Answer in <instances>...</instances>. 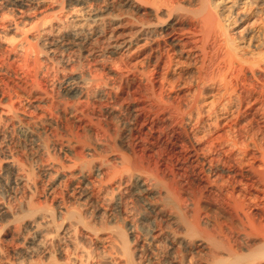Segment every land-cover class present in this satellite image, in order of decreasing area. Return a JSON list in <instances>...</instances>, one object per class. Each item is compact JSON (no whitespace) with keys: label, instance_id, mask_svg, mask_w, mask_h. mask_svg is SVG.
I'll list each match as a JSON object with an SVG mask.
<instances>
[{"label":"rangeland","instance_id":"obj_1","mask_svg":"<svg viewBox=\"0 0 264 264\" xmlns=\"http://www.w3.org/2000/svg\"><path fill=\"white\" fill-rule=\"evenodd\" d=\"M22 1L21 6L0 0V87L6 82L11 86L20 108L18 118L0 113V242L5 257L24 264H264V251L256 252L264 239V95L254 91L252 101L243 104L235 95L232 105L214 64L208 61L207 70L202 68V53L187 56L188 52L182 51L192 44L186 39L176 45L171 30H154L146 40L153 42L140 41L131 51L112 52L106 47L111 33L123 27L134 30L141 21L155 22L151 4L138 9L123 0H85L81 4ZM78 6L102 9L107 18L104 34L91 39L98 46L96 52L86 51L70 36L57 45L49 44L59 30L57 25L67 29L71 24ZM114 16L116 22L109 19ZM41 20L44 30L39 33L32 25ZM188 26L192 23L184 20L175 28L182 32ZM25 33L30 42H23L16 53L8 51V42L19 41ZM24 48L29 52L34 48L42 58L38 72L32 68L31 56L27 62ZM176 60L183 65L175 64ZM176 65L179 67L173 69ZM210 76L218 82L213 83ZM36 79L43 86L42 100L24 87ZM68 79L83 91H68ZM239 83L242 95L251 93L250 81ZM2 92L0 88L1 101L8 102V95ZM225 108L229 112L223 111ZM223 113L226 118L221 119ZM24 129H32L35 136L28 138ZM12 156L25 171L8 168L6 161ZM82 156L83 162H88L83 172L79 165ZM118 169H123L122 178L112 179ZM134 172L148 188L145 195L136 190ZM22 173L28 174V183L20 179ZM95 181L97 186L91 183ZM87 183L90 198L81 195ZM29 208L35 215L41 212L39 216H45L47 224L40 233L22 225L32 218ZM49 211L52 216H47ZM77 214L90 227L73 222ZM124 241H129L128 247ZM27 248L30 257L22 254ZM251 252L249 259L242 256ZM239 257L244 259L239 262Z\"/></svg>","mask_w":264,"mask_h":264},{"label":"bare ground","instance_id":"obj_2","mask_svg":"<svg viewBox=\"0 0 264 264\" xmlns=\"http://www.w3.org/2000/svg\"><path fill=\"white\" fill-rule=\"evenodd\" d=\"M9 1V0H8ZM13 4L15 3L16 5H23V1L22 0H10ZM67 1V0H66ZM76 2V3H84L85 0H69V2ZM187 1V3H186ZM186 1H183V0H123V2L126 4V5H129V6H132L133 8H143V5H145V3H147V6H150L148 4H151L150 7H153L152 8V14L155 16V22H148V21H141V22H138L134 25V30H127L126 28H124L123 26H119V27H123V29L121 30H118L117 32L115 33H111L108 38L110 39L109 41H107V45L106 47L108 46L109 48H111V51L112 52H119V51H131L133 49V47L135 46H139L140 44V41H146L147 39L150 38V36L153 34L154 30H155V33L157 30H159L158 28H162L163 30L167 31V30H171L170 34H171V41L172 42H176V45L178 44L177 42L179 41H184L187 39L188 43H191L192 45L189 46L190 48L185 50V51H182V52H188L187 56L189 55V53L192 54V52H195V51H199L200 53H202V68H205L206 67L208 68L207 66V62L208 61H211L212 64H214L215 66V69L217 68L219 73H220V78L221 80H219V83L220 81H222V85H223V88H224V94L228 93L231 97V104L233 103V100L235 99V97H238V101L240 99L239 102H241L242 104L245 103V102H249L252 101L251 99L254 98V91H257V92H260L261 94L264 95V0H186ZM40 1H38V4H39ZM68 2V3H69ZM86 3V2H85ZM121 3V2H120ZM25 4V3H24ZM28 5V4H26ZM25 5V6H26ZM123 5V4H122ZM84 6V5H83ZM81 6V7H83ZM113 6V5H112ZM146 6V7H147ZM80 7V6H78ZM80 9H75L74 8V11H73V14H72V20H71V24L67 27V29H63L62 27L61 28H58L59 26L57 25V29H59L57 31V33L55 35H52V41L49 43L51 45H57L59 43L57 42H64L66 40H69V37H72L74 39H76V41H73L75 44H78V45H81V47L85 48L86 51L88 52H96V50H98V46L97 44L95 45V43L93 42V40H91L93 37V35H96V36H102L104 34V30H103V25H105L106 23V19L103 14H102V9L101 10H98V9H93V8H81ZM86 7V6H85ZM118 7V6H117ZM22 8H25V7H22ZM115 8V7H114ZM128 8V7H127ZM107 9V7L105 8ZM104 9V10H105ZM147 9V8H146ZM110 10V9H109ZM151 9H149L148 11L150 12ZM24 10H22L23 12ZM133 11V10H132ZM151 14V13H150ZM141 15V14H140ZM44 17V16H43ZM55 19H57V15L53 16ZM5 19V17H3ZM45 18V17H44ZM54 18H51V19H54ZM118 18V17H117ZM115 16L114 17H111L109 18L111 21L113 22H116V19H117ZM41 18H39L40 20ZM59 19V18H58ZM57 19V21H58ZM43 20V19H42ZM40 21V22H37L35 24L32 25V28L35 29V30H38V32H42L44 29V21ZM190 21V24L192 23V26H188V28H186L185 30H183L182 32L178 31L177 28H175V26L177 24H179L181 21ZM5 21V20H4ZM3 21V22H4ZM25 21V20H24ZM52 21V20H51ZM2 22V24H3ZM26 22V21H25ZM60 22V21H59ZM5 23V22H4ZM20 23V22H19ZM53 23V22H52ZM55 23V21H54ZM54 23L52 25V27L54 26ZM63 23V22H62ZM61 23V24H62ZM69 23V22H68ZM11 24V23H9ZM9 24H7L6 26H9ZM13 25H15L16 27H18V22L17 21H14L12 23ZM11 24V27H14L12 26ZM59 24V23H58ZM243 25H245L243 27V29L239 32H235L234 29H237L239 27H242ZM3 26H5L3 24ZM15 27V28H16ZM56 27V26H55ZM65 27V28H66ZM43 29V30H42ZM63 29V31H62ZM169 35V34H168ZM157 37V35H156ZM155 37V39H156ZM17 40V39H16ZM15 39L12 41L10 40L8 43L10 45L8 51L10 52H18L17 50L20 48V47H23V46H20L23 42L27 41V42H30L29 41V37L28 35L25 33V35L20 38L19 41H16ZM84 40V41H82ZM186 41V42H187ZM151 43L153 41H146L144 43ZM7 43V44H8ZM40 43V42H39ZM185 43V42H183ZM186 45V44H184ZM30 46V44H29ZM28 46V47H29ZM56 47V46H55ZM54 47V50H56V48ZM58 47V46H57ZM184 47V46H183ZM187 47V45L185 46ZM26 48V47H25ZM24 48V49H25ZM36 48V47H35ZM46 48V47H45ZM50 48V47H49ZM6 49V50H7ZM30 49V47H29ZM28 49V50H29ZM37 49V48H36ZM40 49V48H39ZM42 49V48H41ZM53 49V48H52ZM102 49V48H101ZM26 52L23 54L26 59H27V62H29L28 60H30V56H31V60L33 64H31L33 67V69H36V72L37 69L39 68L40 66V63H41V59L40 57L38 56V52H35L34 48V52L32 50V52H29L27 49H25ZM172 50V49H170ZM183 50V49H182ZM21 51V50H20ZM38 51V50H37ZM53 51V50H52ZM51 51V52H52ZM180 50L176 51L179 53ZM49 52V51H48ZM3 53V52H2ZM44 53V52H43ZM171 53V52H170ZM175 53V52H174ZM5 54V53H4ZM172 54V53H171ZM180 54V53H179ZM63 55V54H62ZM174 55V54H173ZM5 56V55H4ZM176 56V55H175ZM186 56V55H185ZM195 56V55H194ZM24 57V58H25ZM165 57V56H164ZM173 57V56H172ZM23 58V59H24ZM196 58V57H195ZM199 58V57H198ZM26 59L24 61H26ZM62 59V58H61ZM168 59V58H167ZM159 60L158 59V63H159ZM175 60V59H174ZM178 60V59H177ZM176 60V63H179ZM199 61V59H197ZM168 61V60H167ZM173 61V60H172ZM68 62V61H67ZM166 62V61H165ZM185 62V61H182V63ZM168 63V62H166ZM174 63V62H173ZM196 63V62H195ZM198 63V62H197ZM28 63H26L27 65ZM30 64V63H29ZM174 64V65H175ZM186 64V62H185ZM184 64V65H185ZM210 64V62H209ZM171 63L169 64V67H171ZM181 65V64H180ZM179 65V66H180ZM183 65V64H182ZM181 65V66H182ZM188 65V63H187ZM186 65V66H187ZM190 65V64H189ZM188 65V66H189ZM30 66V65H29ZM164 66V65H163ZM162 66V67H163ZM178 66V67H179ZM180 66V67H181ZM213 66V65H212ZM166 67V65L164 66ZM177 67V65L173 68L175 69ZM177 67V68H178ZM30 68V67H29ZM157 68V66L155 67V69ZM159 68V67H158ZM213 69V67H211ZM210 68V69H211ZM27 69V68H26ZM162 69V68H161ZM209 70V72L212 70ZM31 70V68H30ZM207 70V69H206ZM28 71V69H27ZM41 71V70H40ZM43 71V70H42ZM163 71V70H162ZM161 71V72H162ZM166 71V70H165ZM175 71V70H174ZM204 71V70H203ZM216 71V70H214ZM31 72V71H30ZM33 72H35L33 70ZM205 72V71H204ZM77 73V72H76ZM157 73V72H156ZM164 73V72H163ZM215 73V72H214ZM27 74V73H26ZM30 74V73H29ZM39 74V73H38ZM44 74V72H43ZM160 75L162 73H159ZM34 75V73L32 74ZM36 75V73H35ZM34 75V77H35ZM78 75V74H77ZM214 75V74H213ZM216 75V74H215ZM214 75V76H215ZM218 75V73H217ZM216 75V77H217ZM251 76L252 79L248 78V76ZM75 76V75H74ZM156 76V75H155ZM158 76V75H157ZM163 76V75H162ZM205 76V75H204ZM203 76V77H204ZM212 76V74H211ZM210 76V77H211ZM249 76V77H250ZM33 77V78H34ZM37 77V76H36ZM78 77V76H77ZM161 77V76H160ZM206 77V76H205ZM204 77V78H205ZM209 77V76H208ZM215 77V78H216ZM219 77V76H218ZM32 78V80H33ZM69 78V77H68ZM80 78V77H79ZM28 79V78H27ZM35 79V78H34ZM78 79V78H77ZM210 79V78H209ZM213 78L211 77L210 80H212ZM23 80V79H22ZM26 80V79H25ZM69 80V79H68ZM84 80V79H83ZM86 80V78H85ZM165 80V79H163ZM209 80V81H210ZM214 80V79H213ZM212 80V81H213ZM242 80V82L244 84H247L248 81L251 82V86L252 88L250 89V92L251 93H247V96H244L241 94V92L238 91V85L240 84L239 82ZM7 81V80H6ZM70 81V80H69ZM173 81V80H171ZM204 81V80H203ZM211 81V83H212ZM217 81V79L215 80V82ZM164 82V81H162ZM208 82V81H206ZM213 81V83H215ZM218 82V81H217ZM5 83V82H4ZM28 83V84H27ZM25 84L24 87L28 88V91H30V94L31 96H34L36 99H41L42 100V96H41V92H42V87L39 83V80H34L33 83H29L27 82ZM68 83V82H67ZM66 83V84H67ZM76 82H71L70 81V84H68L69 86L67 87V90L68 91H71V92H75L77 94H79V91H81V87L79 86V84H75ZM79 83V82H78ZM171 83V82H170ZM202 83V81H201ZM205 83V82H204ZM209 83V84H211ZM212 83V84H213ZM82 84V83H81ZM173 85H175L173 82L171 83ZM208 84V83H207ZM211 84V85H212ZM217 84V83H216ZM12 85V84H11ZM203 85V83H202ZM249 85V84H248ZM247 85V86H248ZM14 86V85H13ZM83 86V85H82ZM213 86V85H212ZM242 86V85H241ZM240 86V87H241ZM65 87V86H64ZM174 87V86H173ZM204 87H206L204 85ZM209 87V86H208ZM215 87V86H213ZM222 87V86H221ZM1 90L3 91V96H6L8 95L9 97V100L8 102H2L1 99H0V105L3 104V107L4 109H1L0 113H11V115H13V117H20L19 116V109H18V104L16 106V102H15V99L14 97L12 96V93H11V86L6 82V84H4L2 87H0ZM17 88V87H16ZM31 88V89H29ZM85 88V87H84ZM166 88V87H165ZM243 88V87H242ZM241 88V89H242ZM15 90V88H13ZM18 89V88H17ZM16 89V90H17ZM24 89V88H23ZM46 89V88H45ZM219 89V88H218ZM222 89V88H220ZM15 90V91H16ZM18 91V90H17ZM83 91V90H82ZM81 91V92H82ZM223 91V90H222ZM19 92V91H18ZM245 92H248L245 90ZM45 94V92H43ZM51 93V92H50ZM203 93V91H202ZM258 94L257 97H255V101L258 102L260 101V96L261 94ZM14 94V93H13ZM159 94V93H158ZM21 95V94H19ZM18 95V96H19ZM25 94H23V97H24ZM49 93L47 94V97H48ZM152 95V94H151ZM223 95V93L221 94V96ZM236 95V96H235ZM257 95V93H256ZM17 96V97H18ZM46 96V95H45ZM51 96V95H50ZM80 96V95H79ZM161 95L159 94V97ZM227 96V95H226ZM235 96V97H233ZM251 97L249 99V97ZM22 97V95L20 96ZM19 97V98H20ZM29 97V96H28ZM46 97V98H47ZM69 97V96H68ZM229 97V96H228ZM230 97L228 99H230ZM247 97H248V101H247ZM50 98V97H49ZM72 98V97H71ZM22 99V98H20ZM19 100V99H18ZM49 100V99H48ZM229 101V100H228ZM41 102V101H40ZM45 102V101H44ZM82 102V101H81ZM155 102V101H154ZM229 102V103H230ZM68 103V102H67ZM72 103V102H71ZM70 103V105H72ZM83 103V102H82ZM217 103V102H215ZM215 103L213 102V104L215 105ZM238 103V102H237ZM88 104V103H87ZM212 104V105H213ZM218 104V103H217ZM216 104V105H217ZM230 104V105H231ZM234 104V103H233ZM232 104V105H233ZM240 104V105H242ZM45 105V104H44ZM44 105H42L44 107ZM69 105V106H70ZM86 105V104H85ZM231 105V106H232ZM240 105H238L240 107ZM47 107V105H45ZM225 106V105H224ZM244 106V105H243ZM242 106V107H243ZM71 107V106H70ZM75 107V106H74ZM212 107H215V106H212ZM230 107V106H229ZM238 107V108H239ZM66 108V107H65ZM64 108V109H65ZM80 108V107H79ZM79 108L77 109L79 111ZM48 109V108H47ZM63 109V110H64ZM232 109V108H231ZM236 109V108H235ZM82 110V109H81ZM84 110V109H83ZM228 110V109H227ZM234 110V109H233ZM223 111H226V108L225 110ZM85 112V111H84ZM135 112V111H134ZM211 112V111H210ZM226 112H229V111H226ZM225 112V113H226ZM232 112V110H231ZM242 112V111H241ZM240 112V113H241ZM86 113V112H85ZM209 113V112H208ZM221 113V112H220ZM225 113H223L221 115V119L223 118H226L225 117ZM212 114V113H211ZM231 114V113H230ZM137 115L139 116V113H137ZM136 115V116H137ZM199 115V114H198ZM219 115V114H218ZM229 115V114H228ZM75 116V115H74ZM77 116V115H76ZM91 116V115H90ZM137 116V117H138ZM99 117V116H98ZM140 117V116H139ZM228 117V116H227ZM10 118V117H9ZM15 118V119H17ZM87 118V117H85ZM90 118V117H89ZM219 118V117H218ZM20 119V118H19ZM80 119V118H79ZM139 119V118H138ZM18 120V119H17ZM77 120V119H76ZM91 120V119H90ZM146 120V119H145ZM219 120V119H218ZM226 120V119H225ZM20 122V120H19ZM24 123V121H23ZM20 124V123H19ZM37 124V123H36ZM39 125V124H38ZM21 126V125H20ZM24 125H22L23 127ZM104 126V125H103ZM25 128H28V127H25ZM30 128V127H29ZM106 128V126L104 127ZM103 127L101 128L104 129ZM107 129V128H106ZM72 130V129H71ZM24 131L27 133V137L28 138H31V137H34L35 136V132L29 129H24ZM25 133V134H26ZM38 133V132H37ZM108 135V134H106ZM119 135V134H118ZM124 136V135H123ZM41 137V136H40ZM39 137V138H40ZM110 138V137H109ZM83 141V140H82ZM70 142V141H69ZM110 142V141H109ZM110 144V143H109ZM90 145V144H89ZM88 146V145H87ZM92 146V145H91ZM47 150V149H45ZM90 150V149H89ZM37 154V153H36ZM34 155V154H33ZM120 155V154H119ZM78 156V155H77ZM81 156V154H80ZM79 157V156H78ZM84 156L81 157V160H79L80 162V171L83 172L84 169L86 168V166L88 165V162H83L82 158ZM77 157L75 158V161ZM124 159V158H123ZM74 161V162H75ZM79 162H76L74 164H78ZM117 162V161H116ZM94 164V163H93ZM6 165H8V168H12V169H21L23 171H25L24 169V166L23 165H20L19 163H17V160H15L12 156V158H8V160L6 161ZM66 166V165H65ZM68 166V165H67ZM76 166V165H74ZM102 166V165H101ZM108 166V165H107ZM117 166V165H116ZM7 167V166H6ZM62 167V166H61ZM77 167V166H76ZM78 168V167H77ZM91 169V167L89 168ZM112 169V168H111ZM114 169V168H113ZM99 168H96V171H98ZM108 170V169H107ZM123 169L121 170H111V172L113 171V178H122L123 176ZM126 171L128 172H132V170L130 169H125ZM124 170V172H125ZM95 171V172H96ZM26 172H28L26 170ZM70 173V172H69ZM100 174V172H98ZM102 173V172H101ZM68 174V173H67ZM71 174V173H70ZM97 174V173H96ZM106 174V173H105ZM136 173L134 172V175ZM60 175V174H59ZM58 175V176H59ZM94 175V174H93ZM19 177V176H18ZM98 177V176H97ZM101 178H104L102 177L101 175ZM118 178V179H119ZM20 179L21 180H29L28 179V174H21L20 175ZM111 179V178H110ZM105 180V178H104ZM92 181V180H91ZM102 181V180H101ZM147 181V180H146ZM264 181V180H263ZM89 182V181H88ZM100 181L98 180V183ZM103 182V181H102ZM133 182L135 183L136 185V190L138 193H143L145 195V193L148 191V188H145L144 187V184L145 183H141V177L139 175H135L133 177ZM28 183V181H27ZM91 183H95L96 185V181L95 182H91ZM101 183V182H100ZM121 183V182H120ZM91 185H94V184H91ZM98 185V184H97ZM96 185V186H97ZM102 186V185H101ZM91 186L87 183L85 187H83L82 189V192H81V195L82 197H89L92 195L91 193ZM112 188V187H111ZM163 188V187H162ZM80 189V188H78ZM93 189V187H92ZM150 189V188H149ZM95 190V188H94ZM98 190V189H97ZM101 190V189H100ZM135 190V191H136ZM99 191V190H98ZM80 192V191H79ZM97 194V193H94V195ZM142 194V195H143ZM98 195V194H97ZM120 196V195H119ZM149 196V195H148ZM93 197V196H92ZM97 197V196H95ZM101 197V196H100ZM149 198V197H148ZM87 199V198H86ZM98 199V198H97ZM30 200V199H29ZM101 200V199H100ZM27 201V200H26ZM86 201V200H85ZM84 201V202H85ZM99 201V200H97ZM33 203V202H32ZM82 203V202H81ZM99 203V202H98ZM27 204V203H26ZM90 204V203H89ZM22 205V203H21ZM34 205V204H32ZM83 205V204H82ZM25 206V205H24ZM37 206V205H36ZM85 206V205H84ZM83 206V207H84ZM149 206V205H148ZM34 207V206H33ZM40 207V206H39ZM21 208V207H20ZM32 208V207H31ZM44 208V207H43ZM87 208V207H86ZM96 208V207H95ZM152 208V207H151ZM161 208V207H160ZM163 208V207H162ZM8 209V208H7ZM26 209V208H25ZM36 209V208H35ZM83 209V208H82ZM114 209V208H113ZM16 210V209H15ZM29 210H31L29 208ZM37 210V209H36ZM47 210V209H46ZM50 210V209H49ZM39 211V210H38ZM5 212V213H4ZM9 212V211H8ZM108 212V211H107ZM28 213V212H27ZM38 213V212H37ZM41 213V212H40ZM39 213V214H40ZM3 214H5L6 216V211H3ZM11 214V213H10ZM17 214V213H16ZM32 215V220L29 219V220H25L23 222L22 225H24V227L26 228H30L33 229L36 233H40L42 228L44 227V225L47 224L46 221H44V217L45 216H39L38 215H35L34 211L31 210L30 213L28 215ZM34 214V215H33ZM44 213H42L43 215ZM70 214H73V217H75L76 214L74 213H70ZM69 214V216H71ZM90 214V213H89ZM103 214V213H102ZM23 215V214H22ZM25 215V214H24ZM45 215V214H44ZM47 216H52V212L49 211V213H47ZM46 216V217H47ZM160 216V215H159ZM15 217V216H13ZM26 217V216H25ZM71 217V218H73ZM82 217V216H81ZM78 214H77V217L75 218V221L73 222H76L77 225H84V227H90V226H87L85 221L81 218ZM89 217V216H88ZM28 218V217H27ZM25 218V219H27ZM30 218V217H29ZM53 218V217H52ZM65 218V217H64ZM70 218V219H71ZM24 219V218H23ZM46 219V218H45ZM105 219V218H104ZM110 219V218H109ZM15 220V219H14ZM47 220V219H46ZM49 220V219H48ZM47 220V221H48ZM54 220V218L52 219ZM74 220V219H73ZM87 220V219H86ZM112 220V219H111ZM204 220V219H203ZM89 221V220H88ZM166 221V220H165ZM174 221V220H173ZM72 222V223H73ZM12 223V222H11ZM52 223V222H50ZM49 223V224H50ZM63 223V221L61 222ZM157 223V222H156ZM180 223V222H179ZM69 224V223H68ZM74 224V223H73ZM251 224V223H250ZM18 225V224H17ZM70 225V224H69ZM92 225V224H91ZM58 226V225H57ZM169 226V225H168ZM179 226V225H178ZM200 226V225H199ZM252 226V225H251ZM20 227V226H19ZM52 227V226H51ZM61 227V225L59 226ZM67 227V226H66ZM73 227V226H72ZM71 227V228H72ZM192 227V226H191ZM218 227V226H217ZM45 228V227H44ZM70 228V227H69ZM77 228V227H76ZM121 228V227H120ZM18 229V228H17ZM57 229V228H56ZM74 229V228H73ZM91 229V228H90ZM117 229V228H116ZM136 229V228H135ZM255 229V228H254ZM22 230V229H21ZM79 231V230H78ZM77 231V232H78ZM89 231V230H88ZM122 231V230H121ZM119 232V235H122L121 237L124 238L125 236L122 234V232ZM184 231V230H183ZM182 231V232H183ZM213 231V230H212ZM24 232V231H23ZM49 232V231H48ZM114 232V231H113ZM124 232V231H123ZM22 233V232H21ZM61 233V232H60ZM86 233V232H85ZM92 233V231H91ZM249 233V232H248ZM53 234V233H52ZM117 234V233H115ZM96 235V234H95ZM245 235V234H244ZM253 235V234H252ZM23 236V234L21 235ZM124 236V237H123ZM211 236V235H210ZM32 237V236H31ZM55 237V236H54ZM94 237V236H93ZM120 237V238H121ZM128 237V236H127ZM136 237V236H135ZM33 238V237H32ZM36 238V237H35ZM46 238V237H45ZM53 238V237H52ZM58 238V237H57ZM116 238V237H115ZM47 239V238H46ZM167 239V238H166ZM239 239V238H237ZM253 239V238H252ZM32 240V239H31ZM42 240V239H41ZM120 240V239H119ZM122 240V239H121ZM120 240V241H121ZM125 240V239H124ZM1 241V240H0ZM45 241V240H44ZM51 241V239H50ZM117 241V240H116ZM227 241V240H225ZM224 241V242H225ZM236 241V240H235ZM234 241V242H235ZM246 241V240H245ZM2 242V241H1ZM1 242H0V264H24L25 262H17L16 261H13V260H9L5 257V249L3 248V246L1 245ZM123 242V240H122ZM120 242V243H122ZM125 242V245L128 247L129 245V241H124ZM256 242V241H255ZM117 243V242H116ZM118 243V244H120ZM227 243V242H226ZM250 243V242H249ZM257 243V242H256ZM42 244V243H41ZM137 244V243H136ZM200 244V243H199ZM246 244V243H245ZM255 244V243H254ZM81 245V244H79ZM83 245V244H82ZM86 245V244H85ZM124 245V247H125ZM44 246V245H43ZM112 246V245H111ZM122 246V245H121ZM176 246V245H175ZM28 247V246H27ZM30 247V246H29ZM84 247V246H83ZM89 247V246H88ZM116 247V246H115ZM114 247V248H115ZM120 247V246H119ZM19 248V247H18ZM25 248V247H24ZM37 248V247H35ZM63 248V247H62ZM110 248V247H109ZM122 248V247H121ZM239 248V247H238ZM32 249V248H31ZM86 249V248H85ZM88 249V248H87ZM90 249V248H89ZM118 249V248H116ZM120 249V248H119ZM209 249V248H208ZM34 250V249H33ZM82 250V249H81ZM93 250V249H92ZM112 250V249H111ZM133 250V249H132ZM248 250V249H247ZM257 250V251H256ZM255 251L256 252H263L264 251V239L257 245V249ZM8 251V250H7ZM15 251V250H14ZM13 251V252H14ZM21 251V250H20ZM23 251V250H22ZM35 251V250H34ZM74 251V249H73ZM83 251V250H82ZM97 251V250H96ZM95 251V252H96ZM110 251V250H109ZM122 251H123V248H122ZM127 252H129V250H125ZM124 251V252H125ZM17 252V251H16ZM76 252V251H74ZM87 253V251H85ZM118 252V251H117ZM5 253V254H4ZM11 253V252H10ZM33 253V251H32ZM83 253V252H82ZM94 253V252H92ZM123 253V252H121ZM147 253V252H146ZM229 253V252H227ZM231 253V252H230ZM14 254V253H13ZM24 254V256L26 257H30L31 256V251L27 249H25V251L22 253ZM54 254V253H53ZM97 254V253H96ZM110 254V253H109ZM125 254V253H124ZM123 256L125 257L126 254ZM173 254V253H172ZM218 254V253H217ZM254 254V253H253ZM21 255V254H20ZM33 255V254H32ZM70 255V254H69ZM104 255V254H103ZM228 255V254H227ZM252 255V252L249 253V254H245V255H242L244 257H248V256H251ZM264 255V254H263ZM50 256V255H49ZM74 256V255H73ZM81 256V255H80ZM84 257L88 256L90 257V254L86 256L83 254ZM220 256V255H219ZM100 257V256H99ZM244 257H239L238 258V261L240 262V260L242 261V259H244ZM17 258V257H16ZM50 258V257H49ZM48 258V259H49ZM83 258V257H81ZM103 258V257H102ZM144 258V257H143ZM157 258V257H156ZM252 258V257H251ZM20 259V258H19ZM18 259V260H19ZM78 259V258H76ZM85 259V258H84ZM92 259V258H91ZM104 259V258H103ZM102 259V260H103ZM215 259V258H214ZM249 259V257H248ZM52 260V259H51ZM67 260V259H66ZM79 260V259H78ZM89 260V259H88ZM87 260V261H88ZM121 260V259H120ZM119 260V261H120ZM141 260V259H140ZM210 260V259H209ZM219 260V259H218ZM218 260L216 262H218ZM221 260V259H220ZM29 261V260H28ZM53 261V260H52ZM82 261V260H81ZM80 261V262H81ZM84 261V260H83ZM93 261V260H92ZM106 261V259L104 260V262ZM112 261V260H110ZM145 260H143L144 262ZM165 261V260H164ZM223 261V260H222ZM222 261H220L221 263H223ZM30 262V261H29ZM55 262V261H54ZM53 262V263H54ZM77 261H75V264ZM86 262V261H85ZM84 262V264H85ZM114 262V261H113ZM264 262V261H263ZM33 263V262H32ZM31 263V264H32ZM48 263V262H46ZM51 263V262H50ZM58 263V262H57ZM79 263V261H78ZM87 263V262H86ZM101 263V262H100ZM127 264V262H125ZM124 263V264H125ZM153 263V262H152ZM215 263V262H214ZM235 263V262H234ZM36 264V263H35ZM43 264V263H42ZM49 264V263H48ZM56 264V262H55ZM71 264H73V261H71ZM80 264V263H79ZM92 264V263H91ZM95 264V263H94ZM105 264V263H103ZM113 264V263H112ZM123 264V263H122ZM143 264H148V263H143ZM190 264V263H189ZM210 264V263H209ZM212 264V263H211Z\"/></svg>","mask_w":264,"mask_h":264}]
</instances>
